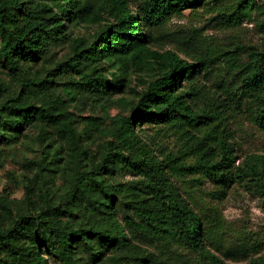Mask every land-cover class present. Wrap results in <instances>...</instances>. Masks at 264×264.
<instances>
[{
    "label": "trees",
    "instance_id": "1",
    "mask_svg": "<svg viewBox=\"0 0 264 264\" xmlns=\"http://www.w3.org/2000/svg\"><path fill=\"white\" fill-rule=\"evenodd\" d=\"M203 1L0 0V61L9 81L4 83L0 76V145L17 141L27 127L38 130L41 143L58 139L71 183L62 196L63 206L46 203L33 214L2 208V218L10 225L0 229V255L6 252L11 264H48L49 257L59 264H79V256L98 264L107 253H114L115 264H124L127 255L150 258L140 245L144 239L169 253L178 247L209 254L201 215L175 182L203 173L223 196L239 174L260 175L255 166L249 172L233 171L234 146L227 140L226 118L244 112V100L252 99L261 109L250 113L249 121L264 130V43L249 47L244 61V46L207 42L195 34L197 30L187 37L191 42H176L174 50L150 48L156 29ZM213 1L229 27L263 12L256 0ZM134 3L139 6L132 9ZM102 22L96 42L90 45L67 31L69 24ZM60 44L70 48L58 68L67 80L63 96L30 66ZM102 59L108 68L98 66ZM218 59L238 80L236 91L224 96L198 81L200 73L211 70L210 63ZM130 65H154L160 74L148 82L129 116L112 118L103 130L110 139L101 158L94 160L83 147L68 102L78 93L108 105L112 93L122 91V77ZM110 67L116 71L109 72ZM82 119L94 131L103 122L101 117ZM136 122L170 133L178 147L154 150L135 130ZM7 156L0 148V168ZM118 167L138 179L117 180ZM75 210L88 213L86 226L73 227L63 220ZM209 257L214 264L220 263L214 255Z\"/></svg>",
    "mask_w": 264,
    "mask_h": 264
},
{
    "label": "rangeland",
    "instance_id": "2",
    "mask_svg": "<svg viewBox=\"0 0 264 264\" xmlns=\"http://www.w3.org/2000/svg\"><path fill=\"white\" fill-rule=\"evenodd\" d=\"M197 1V0H193ZM263 12H254L250 20H243L234 27L224 23L219 15L218 6L213 0H204L196 8L183 10L182 15L171 16L166 23L156 29V40L149 42L151 49L159 52L174 50L176 42H191L187 39L193 30L197 36L207 38V42H214L221 46L233 47L242 45V60L248 58L249 47H260L264 43V4L263 0H256ZM139 3L131 6L135 9ZM104 23L68 25V33L72 37L84 38L88 45L96 42L98 33ZM68 44H60L51 48L45 56L40 57L38 63H32V70H39L40 75L50 83H54L60 95L67 88V80L59 74L60 63L68 57ZM183 58V55L180 54ZM222 59L210 63L211 70L201 72L198 81L206 88L218 95L234 92L238 87L237 77L228 73ZM98 66H107L101 60ZM122 77V91L111 95V103L102 105L92 102L91 98H81L78 93L70 99V110L75 114V128L81 134L85 151L94 160L101 158L110 135L103 130L108 128L114 116H129L135 108L142 91L148 82L160 72L154 65L139 67L130 65ZM106 68V67H104ZM109 72L116 71L110 67ZM0 76L8 84L6 69L0 61ZM70 90H76L71 88ZM261 106L252 99H245L243 109L235 115L226 118L228 141L234 146L233 171L244 169L246 172L255 166L260 175L241 173L233 184L227 188L222 196L212 179L205 174L197 177L185 175L175 183L182 195L190 199L201 215L206 239V251L202 256L198 251L175 247L171 253L163 247L145 240L140 242L144 253L150 258L127 255L124 264H214L209 255H214L220 261L217 264H264V189L262 188V170H264V130L249 121L250 113L257 114ZM101 117L103 122L98 131L88 128L83 117ZM135 130L140 137L152 145L154 150L174 151L178 142L170 133L157 131L150 123H135ZM38 130L26 128L24 135L17 141L3 142L0 148L7 152V158L0 168V229L6 228L10 222L2 218V208L8 207L13 213L29 212L33 214L44 204L63 206L62 196L71 185L69 165L58 139L45 143L38 141ZM114 177L121 182L138 179L132 172L118 167ZM123 218L121 209L118 211ZM73 227H84L88 224L86 211H74L72 217H63ZM44 252V251H42ZM207 255V256H206ZM114 253H107L98 264H115ZM79 256V264H92L87 258ZM0 264H11L6 252L0 255ZM48 264H59L49 257Z\"/></svg>",
    "mask_w": 264,
    "mask_h": 264
}]
</instances>
